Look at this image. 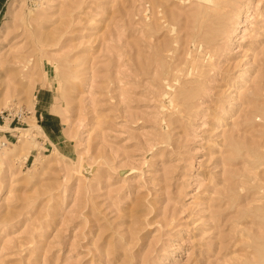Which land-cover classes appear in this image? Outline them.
Masks as SVG:
<instances>
[{
    "label": "rangeland",
    "instance_id": "374dc122",
    "mask_svg": "<svg viewBox=\"0 0 264 264\" xmlns=\"http://www.w3.org/2000/svg\"><path fill=\"white\" fill-rule=\"evenodd\" d=\"M11 109L0 264H264V0H0Z\"/></svg>",
    "mask_w": 264,
    "mask_h": 264
},
{
    "label": "built area",
    "instance_id": "2783aa9c",
    "mask_svg": "<svg viewBox=\"0 0 264 264\" xmlns=\"http://www.w3.org/2000/svg\"><path fill=\"white\" fill-rule=\"evenodd\" d=\"M25 113H26L25 110L16 111L14 109H11L9 111L2 112V114L0 116V119L4 123L8 119V120H10V123H16L17 125H21L22 126L23 124H25V121H24V118L26 116ZM7 144H8V142L2 141V144H0V147H4Z\"/></svg>",
    "mask_w": 264,
    "mask_h": 264
},
{
    "label": "crops",
    "instance_id": "0c3cea01",
    "mask_svg": "<svg viewBox=\"0 0 264 264\" xmlns=\"http://www.w3.org/2000/svg\"><path fill=\"white\" fill-rule=\"evenodd\" d=\"M27 117H31V115L29 116H27ZM25 118H26V116H25ZM25 118H24V121H25ZM36 118H37V124H38V122H39V119H38V117H37V110H36ZM42 119H44V116L43 115H41V120ZM15 124V125H14ZM9 126H10V130L8 131V132H6L5 134V136L7 137V138H9L8 140H10V139H15V138H17V136H18V133H19V128H25V127H22V126H25L24 124L21 126V125H17L16 123H9ZM41 128H43V126H41V125H39ZM44 129V128H43ZM45 131V130H44Z\"/></svg>",
    "mask_w": 264,
    "mask_h": 264
},
{
    "label": "bare ground",
    "instance_id": "6f19581e",
    "mask_svg": "<svg viewBox=\"0 0 264 264\" xmlns=\"http://www.w3.org/2000/svg\"><path fill=\"white\" fill-rule=\"evenodd\" d=\"M227 2H228V0H227ZM225 5V4H224ZM223 11V10H222ZM226 16V15H225ZM216 21V20H215ZM213 30V29H212ZM216 30V29H215ZM8 120V119H7ZM10 123V122H9ZM38 127V126H37ZM5 128V126H2V125H0V130H2L3 132H6V129L8 128L7 126H6V129H4ZM25 137V136H24Z\"/></svg>",
    "mask_w": 264,
    "mask_h": 264
}]
</instances>
